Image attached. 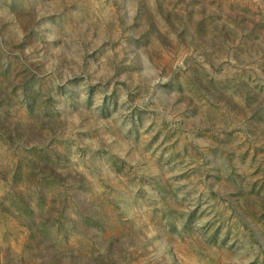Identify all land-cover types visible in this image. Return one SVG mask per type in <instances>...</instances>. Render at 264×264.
Masks as SVG:
<instances>
[{
  "label": "rangeland",
  "instance_id": "obj_1",
  "mask_svg": "<svg viewBox=\"0 0 264 264\" xmlns=\"http://www.w3.org/2000/svg\"><path fill=\"white\" fill-rule=\"evenodd\" d=\"M0 264H264V0H0Z\"/></svg>",
  "mask_w": 264,
  "mask_h": 264
}]
</instances>
